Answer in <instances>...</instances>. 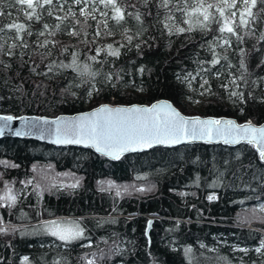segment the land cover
I'll use <instances>...</instances> for the list:
<instances>
[{
    "label": "trees",
    "instance_id": "trees-1",
    "mask_svg": "<svg viewBox=\"0 0 264 264\" xmlns=\"http://www.w3.org/2000/svg\"><path fill=\"white\" fill-rule=\"evenodd\" d=\"M59 2L28 19L30 10L0 0V115L57 118L168 100L190 117L264 123V13L242 44L233 38L228 47L215 40V25L170 34L165 17L178 23L182 13L159 0H123L119 24L102 4L85 15L80 8L91 6ZM13 23L25 26L22 39L7 28ZM205 90L198 111L193 103ZM9 192L16 199L0 201V264H264V249L256 251L264 243V163L252 145L156 148L112 162L5 138L0 197ZM53 221L78 225L81 237L59 240L46 231Z\"/></svg>",
    "mask_w": 264,
    "mask_h": 264
},
{
    "label": "snow or ice",
    "instance_id": "snow-or-ice-1",
    "mask_svg": "<svg viewBox=\"0 0 264 264\" xmlns=\"http://www.w3.org/2000/svg\"><path fill=\"white\" fill-rule=\"evenodd\" d=\"M73 2L78 6H91V12L87 7L80 8V11L85 15H92L96 10L95 5L99 3L114 13L110 18L117 24L125 19V9L121 7L123 0H73ZM148 2L149 0H144L145 5ZM14 3L30 10L25 12L28 19L33 18L37 8L47 9L54 4L57 7H62L59 0H14ZM159 5L166 9L175 7L177 11L182 13L178 23L169 24L167 21L175 18L171 15L165 17L164 27L168 29L170 34L192 32L197 28L201 32H207L211 31L215 25V31L218 33L215 40L217 42L223 41L222 46L228 47H232L233 38H235L237 45L242 44L245 35L252 31L251 25L257 20L260 13H264V7H260L264 5V0H159ZM103 14L109 15V13ZM3 15L4 12L0 11V16ZM128 15L132 14L128 13ZM56 19L60 20L61 17L57 16ZM93 19H95L94 15ZM135 19L141 21L138 12L135 14ZM104 24L107 27V21H104ZM181 25L188 27L185 28ZM7 28L14 29L17 38L22 39L19 34L25 30L23 24L13 23L7 25ZM0 31L3 29L0 28ZM71 34L75 35L76 33ZM96 34L99 35V32ZM261 39L264 40V34H262ZM131 40L132 37H128L129 43ZM2 47L0 45V49ZM240 51L243 52V49ZM7 54L11 55V52ZM97 54H99V50H97ZM110 54L118 56L119 52L113 50ZM91 59L95 60V57H91ZM212 63L216 64L219 61L213 59ZM73 64H76L75 57ZM261 64H264V61ZM71 66L66 65L65 67ZM241 67H244L243 59L241 60ZM84 69L88 71V66L85 65ZM91 75L94 79L96 73H91ZM204 83L206 84L207 81ZM91 94L90 91L89 95ZM13 120L14 117L10 115L0 116V135L4 134ZM43 123L56 125L57 143L91 142L97 151L106 152L116 158H119L124 151L135 150L137 146L151 147L153 144H177L187 138L211 140L213 137H224L225 143L245 140L249 144L256 145L259 157L261 161H264V127H254L251 122L244 126H237L231 120L200 119L199 117L186 119L167 103L153 104L151 107L131 108L103 106L87 116H80L71 121L55 120L44 121ZM16 135H21V133L16 132ZM72 187H76V185L73 184ZM137 190L144 191L143 188ZM15 199L16 197L10 192L0 197V201L7 200L11 203H15ZM2 231H6V229L0 228V232ZM46 231L65 243L79 239L82 235L78 225L64 227L56 221L47 225ZM261 249H264V243L256 251L260 252ZM25 261H27V257H25ZM89 264L92 262L90 261Z\"/></svg>",
    "mask_w": 264,
    "mask_h": 264
},
{
    "label": "water",
    "instance_id": "water-1",
    "mask_svg": "<svg viewBox=\"0 0 264 264\" xmlns=\"http://www.w3.org/2000/svg\"><path fill=\"white\" fill-rule=\"evenodd\" d=\"M160 103H167L172 106V109L176 112H179L181 116L184 118H197L199 117L200 119H218L222 121H233L237 126H244L248 123H240L238 120L233 119V118H215V117H201V116H186L183 113H181L174 105L172 102L168 100H160L157 101L153 104H160ZM151 105H139V104H134V105H110V104H105L101 105L93 110L74 114V115H60L57 118H48V117H41V116H21V117H14V120L11 122L10 126L5 130L3 135H0V140L5 139V138H14V139H19V140H33L42 144H47L50 146L54 147H59V148H68V147H74V148H79V149H85V150H90L93 153H95L98 156L104 157L112 162H118L120 161L123 157H126L128 155H135V154H140V153H145L149 152L152 149L156 148H166V149H173V148H178V147H183V146H191V145H209V146H218V145H223V146H228V147H238L241 145H252L255 147L257 150V146L254 144H249L245 140H238L236 142L232 143H225V138L224 137H213L211 140L205 138V139H192V138H187L181 143L177 144H153L151 147H140L137 146L135 150H128L124 151L120 154L119 158L114 157L113 155L107 154L106 152H101L97 151L96 147L93 146L91 142H86V143H66V142H61L57 143V136L55 134V128L56 125L54 124H45L43 123L44 121H55V120H63V121H71L74 120L77 117L80 116H87L93 112H95L98 108L107 106V107H112V108H131V107H151ZM0 116H5V115H0ZM252 126L254 127H264V123L260 125H256L251 123ZM16 132H20L21 135H16ZM258 152V151H257ZM264 163V161H262Z\"/></svg>",
    "mask_w": 264,
    "mask_h": 264
},
{
    "label": "rangeland",
    "instance_id": "rangeland-1",
    "mask_svg": "<svg viewBox=\"0 0 264 264\" xmlns=\"http://www.w3.org/2000/svg\"><path fill=\"white\" fill-rule=\"evenodd\" d=\"M95 9H96L95 12H98V13L100 12L98 8H95ZM82 17H83V19L85 18V16H82ZM209 96H210V93L208 90L200 92L198 98H196V100L193 103V108L199 111L202 107L203 101L208 99ZM237 98H238V95L235 94V95H233V97H230V98L228 97L227 100L232 105H235V102L238 101Z\"/></svg>",
    "mask_w": 264,
    "mask_h": 264
}]
</instances>
